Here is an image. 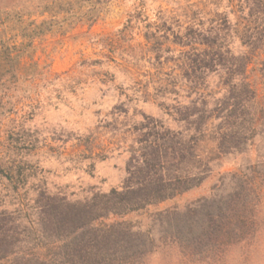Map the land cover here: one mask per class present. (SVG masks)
Here are the masks:
<instances>
[{
	"label": "trees",
	"instance_id": "16d2710c",
	"mask_svg": "<svg viewBox=\"0 0 264 264\" xmlns=\"http://www.w3.org/2000/svg\"><path fill=\"white\" fill-rule=\"evenodd\" d=\"M223 1L181 6L160 19L163 35L146 33L155 60L148 96L168 119L143 115L134 126L121 190L71 200L31 185L27 204L0 210V264H147L159 250L223 264L235 249L252 246L264 176L244 180L228 172L226 189L182 210L151 213L144 230L131 221L200 186L223 159L264 138V0H226L225 12ZM60 27L53 19L25 21L21 13L0 20V135H8L0 141V180L15 193L30 189L34 175L24 159L39 148L36 140L12 136L26 131L54 80L50 66L36 59L38 40ZM168 44L179 53L165 57ZM86 143L89 154L74 160H93Z\"/></svg>",
	"mask_w": 264,
	"mask_h": 264
},
{
	"label": "rangeland",
	"instance_id": "374dc122",
	"mask_svg": "<svg viewBox=\"0 0 264 264\" xmlns=\"http://www.w3.org/2000/svg\"><path fill=\"white\" fill-rule=\"evenodd\" d=\"M208 1L0 0V20L6 14L12 19L21 13L25 21L53 19L62 25L38 40L36 53V59L50 66L53 84L42 92L41 108L26 123V131L12 136L37 141V152L25 155L24 159L27 171L34 175L28 186L44 187L71 200L97 191L121 190L134 126L143 120V115L168 119L148 96L153 93L149 73L155 72V60L148 51L151 45L145 35H163L164 31H157L162 17H173L181 6ZM235 4L234 1L232 6ZM230 9L231 4L224 0L219 11ZM167 21L170 27L173 21ZM165 47L172 51L165 52V57L180 51L173 45ZM233 48L239 50V44L235 42ZM93 61L97 64L90 65ZM7 139V134L0 135V141ZM87 139L93 147V160H74L89 154ZM263 159L264 138H259L246 153L223 159L200 186L149 208L148 215L131 217L132 224L144 230L151 221L149 215L168 209L182 210L226 189L230 177L223 174L228 172L241 173L244 180L262 179ZM29 188L28 192L15 193L5 180H0V210L14 211L18 200L27 204L33 198L32 186ZM262 195L252 246L235 249L224 257L223 264H264V191ZM198 261V256L192 262L181 261L176 253L159 250L148 257L147 264H199Z\"/></svg>",
	"mask_w": 264,
	"mask_h": 264
}]
</instances>
